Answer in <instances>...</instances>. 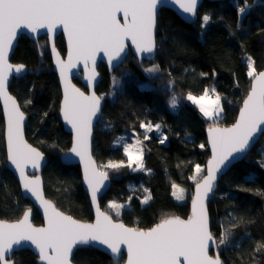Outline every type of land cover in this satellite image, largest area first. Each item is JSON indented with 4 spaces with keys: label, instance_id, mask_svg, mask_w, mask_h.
<instances>
[{
    "label": "trees",
    "instance_id": "16d2710c",
    "mask_svg": "<svg viewBox=\"0 0 264 264\" xmlns=\"http://www.w3.org/2000/svg\"><path fill=\"white\" fill-rule=\"evenodd\" d=\"M244 3L249 8L241 14L238 9ZM204 15L210 16L206 26H202ZM156 43L153 60L138 61L129 52L114 74L100 63L101 79L96 86L105 104L94 126L93 155L111 178L100 205L115 219L139 229L150 228L171 215L189 214L193 186L204 175L210 155L206 129L234 122L250 89L247 57L252 58L256 73L264 68V0H204L193 23L183 21L171 9L161 8ZM56 47L65 53L61 35L56 38ZM10 61L28 68L23 77L12 80L9 89L28 116L26 138L47 156L48 164L42 171L45 195L73 217L92 220L78 165H64L59 160L71 139L59 119L61 92L47 37L42 35L33 41L21 35ZM155 65L159 71H145ZM125 71L128 73L123 74ZM112 76L121 77L120 89L114 88ZM73 81L84 88L77 78ZM205 89L220 96L223 113L218 119L204 117L187 100L189 93L198 96ZM173 96L177 99L175 108L170 105ZM142 122H159L167 137L160 143L161 139L150 132L152 139L143 140L144 166L150 170L147 172L131 170L122 146L115 143L118 135L140 129ZM121 161L125 166L119 170L106 167L109 162ZM5 164L0 107V219L15 220L31 203L22 197L16 178ZM197 165L203 171L193 179ZM175 180L186 189L182 202L169 192ZM149 194L148 203H142ZM108 200L129 206L115 215L108 210ZM208 212L210 231L223 264H264V252L256 251L258 244H264V132L251 151L222 175L208 201ZM33 222L42 224L36 210ZM221 233L226 236L225 244H219ZM124 258L122 253L119 264ZM12 259L14 264H37L38 260L28 249L15 252ZM73 263L116 264V260L93 247H81L75 251Z\"/></svg>",
    "mask_w": 264,
    "mask_h": 264
},
{
    "label": "snow or ice",
    "instance_id": "6c2138e0",
    "mask_svg": "<svg viewBox=\"0 0 264 264\" xmlns=\"http://www.w3.org/2000/svg\"><path fill=\"white\" fill-rule=\"evenodd\" d=\"M165 2L166 0H0V99L4 101L7 118V159L19 171L24 189L41 201L47 220V227L34 228L29 222V209L16 223L0 221V264H9L13 245H20L25 241L35 245L40 259L47 264H70L74 246L87 245L93 241L106 245L116 264H119L122 244L127 245V264H180L181 257L185 264H223L219 254L215 257L209 255V242L215 243V238L209 231L205 200L213 192L217 174L226 166V162L235 158L234 154L245 152L258 131L264 132L261 128L264 125V72L256 73L251 57H247V75L252 78L253 83L237 122L229 128H209L212 159L208 163L203 182L196 185L192 213L187 220L178 216L168 217L155 227L143 231L125 227L122 223H114L97 206L95 224L81 223L64 215L51 202L44 200L39 177L29 179L25 174L26 165L39 167L42 154L24 141V113L7 91L9 75L13 71L20 73L24 69L23 65L14 66L8 62V52L17 36V30L23 27L36 32L38 28H47L52 33L58 26H62L67 33L68 62L65 64L59 61L60 74L65 80L62 112L64 119L75 130V143L71 151L84 162V178L95 203L98 191L109 178L107 172L96 168L89 152L92 119L100 112L103 97L97 96L95 92L85 95L79 89L71 87L66 78V69L74 67L81 60L86 66L91 61L93 69L88 77L91 84L95 79L94 66L98 53L103 52L108 63L112 65L125 51L127 39H131L137 53H152L156 46L153 30L157 7ZM198 2L199 0H171L183 13L193 17L197 14ZM246 8L245 3L238 11L243 13ZM118 13L123 14V24L117 19ZM209 20L210 16L204 15L202 26H206ZM145 71L157 72L159 66L155 65ZM113 82L115 83V78ZM212 92L215 93V88ZM187 100L196 105L208 119L215 120L223 111L220 96L216 95L214 100L211 99L208 89L199 97L189 93ZM170 105L173 108L177 106L175 96L171 98ZM140 127L151 132L153 128L159 131L161 126L142 122ZM147 138L145 135V139ZM165 139L167 137L161 139L160 143H164ZM123 147L128 159L127 166L131 168L135 164L134 171L145 170L142 148L136 147L134 152L132 145L125 144ZM124 166L123 161L109 162L106 165L114 170ZM202 171L197 165V175ZM173 188L177 190L172 195L177 200H182L184 190L178 189L175 184ZM150 199L149 194L142 203L146 204ZM119 207L121 205L116 203L109 204V208ZM225 242L226 236L221 233L219 244ZM49 249L54 255H48ZM256 251L264 252V244H258Z\"/></svg>",
    "mask_w": 264,
    "mask_h": 264
},
{
    "label": "water",
    "instance_id": "95a60500",
    "mask_svg": "<svg viewBox=\"0 0 264 264\" xmlns=\"http://www.w3.org/2000/svg\"><path fill=\"white\" fill-rule=\"evenodd\" d=\"M203 1L204 0H199L198 5H197V11H198V8H199L200 4ZM209 1H223V0H209ZM161 8L171 9L180 19H182L183 21H185L187 23H193L197 19V14L194 17L193 16H190L188 14H185V13H183V11L179 8V6L177 4L171 3V0H166V2L164 4L158 5V7H157L156 25H155V28L153 30V36H154V40H155V45L156 46H155V49H154V51L152 53H137L136 50H135V45L132 44L131 39H127L125 41V44H126L125 51L123 53H121V57L118 60L113 61V64L112 65H110L108 63L107 56H105V54L103 52H100V53L97 54L96 61H95V66H94L95 67V79L92 81L91 84L89 83V80H88V77H89V75L92 74V69H93V64H92L91 61H89L88 64H87V66H86L85 63H84V61L81 60V61L76 62V64H75L74 67H71V68L66 69V78H67V81H68L69 85L71 87H74L76 89H79L85 95H91L93 92H95V94L97 96H100L96 92V86L98 85V83H99V81L101 79V74H100V72L98 70V66H99L100 63H103L106 66L107 71L109 73H111L116 67H118L119 65H121V63L124 61V59L126 58V56H127V54L129 52H131L138 59V61H141L143 59L149 60V61L150 60H153L155 58L156 52H157V43H156L157 15H158V12H159V10ZM117 19L120 21L121 24L124 23V18H123V14L122 13H118L117 14ZM21 35H26L29 39H32L33 41H37V39L40 36H42V35H45L47 37V42H48L49 53H50V57H51V63H52L53 71L56 74V78H57V81H58V84H59V87H60V92H61V98H60V102H59V119L61 121L63 130L66 133H69L70 134V139H71V143H70L69 148L66 151H64V152H62L60 154L59 160L64 165H78L79 170H80V176H81V184H82V187H83L85 193L87 194L88 201H89V204H90L91 209H92V214H93L92 220L84 221V220L77 219V218L73 217L72 215H70V214L66 213L65 211L61 210L55 204V202L52 199L48 198L45 195V193H44V185H43V179H42V171L46 167V165L48 164L47 156L43 153V151L41 149H39L38 147L34 146L26 138L25 128H26V124H27V121H28V116L23 111V109L21 108V105H20L19 101L17 100V98L11 93V91L9 89V87H10L11 82H12L13 79L21 78V77H23L28 72V68H27L26 65L20 64V63H13V62L10 61V57L13 54L14 49H15V47L17 45V41H18V39H19V37ZM59 35L62 36V38L64 40V43H65V53L64 54H62L59 51V49L56 47V38ZM53 45L55 47V51H53ZM68 52H69L68 37H67V33L64 32L62 26H58L54 30V32H52V33H49L48 30H47V28H38L36 32H32L30 29H26V28H23L22 27V28H20V29L17 30V36H16L15 40H13L12 48L9 49V52H8V62L10 64L14 65V66L15 65H23L24 66V69L20 73H16L15 71H13L9 75V77H8V84H7V91H8V94L10 96H12L16 100L17 104L20 107V111H22L24 113V120H23V139H24V141L28 145H30L32 148H35L37 151H39L42 154V158H41V160L39 162V167H33L31 164H28V165L25 166V174L27 175V177L29 179H35L36 177H39V179H40V190L42 192V195H43V199L44 200H47V201L51 202V204L54 205L55 208L58 211L64 213V215L71 216L73 219H75V220H77V221H79L81 223L95 224L96 217H97L96 207L99 206L100 211L103 212V213H105L106 215L110 216L111 219H112V221L114 223H122V224L125 225V227H128V228H134V229H138V230L147 231V230L155 227V225L158 224V223H160V221L157 222V223H155L154 225H152L150 228H147V229H139L137 227H134V226H130L128 224H125L122 220L115 219L109 212L105 211L101 207V205H100V198L110 188L111 178L109 177V175H108V177H109L108 180L104 181L103 185L101 186L100 190L97 193L96 202L93 203V201L91 199V190L89 189L88 184H87V182L85 181V178H84V162L80 159L79 156H77L75 153H73L71 151V149L73 148V145L75 143V137H76L75 130L72 128V125L69 124L64 119L63 112H62L63 99H64L65 80L61 77V74H60L59 61H63L65 64H67V62H68ZM57 53L59 54V56H57ZM260 72H264V68L262 70L258 71L257 74H259ZM74 78H77L82 83V85L84 86V88H81L79 85H77L73 81ZM252 83H253V80L251 78V83H250V89H249V91L251 90ZM249 91H248V93H249ZM248 93L243 98V100L241 102V105H240V107H239V109L237 111L235 120H234V122L232 124H230L228 126H222V125H213V126L218 127V128H229V127H232L237 122V120L239 118L240 110L243 107V102L247 98ZM100 103H101L100 112L95 117H93V119H92L91 136L89 137V152L91 154L92 160L95 162L96 168L99 171H103L99 167V165H98V163L95 160L94 155H93L94 126L96 125L97 121L99 120V118L101 116V112H102V109H103L104 104H105L104 99H101V102ZM0 107H1L2 117H3V123H4V146H5V153H6V164L5 165H6L7 169L16 178V181H17L18 186L20 188V192L22 194V197L28 199L30 201V203H31V207L26 208L22 212L21 216L18 219H15V220H4V219H0V221H4L6 223H16L20 219L23 218V214H24L25 211L31 209V215L29 217V222L32 224V226L34 228H45V227H47V220H46V217H45V214H44V209H43V206L41 204V201L37 200L36 197L32 196V194L30 192H27V190L24 189L23 182H22V180L20 178L19 171L15 168L14 165H11L10 162L8 161V159H7V156H8V151H7V118H6V115H5L4 101H3V99H0ZM213 126H210V127H213ZM210 127H208L206 129V132H205V134H206V144H207V147L209 149L210 155L207 158V160L205 162V165H204V167H205L204 175L193 186L192 196H191V199L189 201V214L186 217H181V216H178V215H171V216H168V217L178 216L181 219L187 220L188 217L192 213V200H193V198H194V196L196 194V185H197V183H202L203 182V177L207 175L208 163L212 159V154H213L212 153V146H211L210 139H209V128ZM261 128L264 129V125H261ZM262 134H263V132L258 131L254 135L252 141H250L249 147L245 150V152L234 154L235 155V158H230V161L229 162H226V166L222 168V171L217 174V179L214 182V185L215 186H214L213 192L210 193L209 194V197L205 200V205H206V208H207L208 221H209V231H210V216H209V212H208V201L212 198V196H213V194H214V192H215V190H216V188L218 186V182H219L220 178L222 177V175H224L228 171V169L234 163H236V162L240 161L241 159H243L251 151V149L255 146V144L260 139V137H261ZM34 209L36 210L37 213H39L40 217L42 218V224H35L33 222V217H34V213H35V210ZM168 217H165V218H168ZM81 247H93L95 249H98V250L104 252L110 258L114 259L113 254L111 253V250L108 249L106 245H101V244H99V242L93 241V242H90L87 245L78 244V245L74 246L73 252H72V254L70 256V264H74L73 263L74 253H75V251L78 248H81ZM120 248H121V254L123 253L125 255L123 264H127V258H128L127 245L122 244V245H120ZM23 249H28V250L32 251L35 254V256L38 259L37 260V264H47L46 261H43V260L40 259L39 250L35 247V245H33V244H31V242H27V241L21 242L20 245H13V252L10 254L9 264H14L13 259H12L13 254L15 252L20 251V250H23ZM121 254H120V257H121ZM217 254H219V253H218V250H217V242H216V239H215V243H213L211 241L209 242V255L215 257ZM48 255H50V256L51 255H54V253L51 251V249L48 250ZM6 259H7V257H6ZM220 259H221V257H220ZM180 264H185V261H184L183 257L180 258Z\"/></svg>",
    "mask_w": 264,
    "mask_h": 264
},
{
    "label": "rangeland",
    "instance_id": "374dc122",
    "mask_svg": "<svg viewBox=\"0 0 264 264\" xmlns=\"http://www.w3.org/2000/svg\"><path fill=\"white\" fill-rule=\"evenodd\" d=\"M244 6H245V3H244V5H243V7H244ZM248 8H249V5L247 4L246 11H247ZM243 13H244V12H243ZM243 13H241V14H243ZM119 66H120V65H119ZM119 66H118V67H119ZM113 71H114V70H113ZM113 71L111 72L112 74H114ZM127 73H128V71H125L123 74H127ZM112 78H115V83L113 82V84H114V88L119 87V89H120V85H121V77H118V76H112ZM112 81H113V80H112ZM144 86H148V84L145 83ZM121 88H122V86H121ZM203 94H204V93H203ZM203 94H201V95H203ZM201 95H198L197 97H199V96H201ZM209 97H210L211 99H213V100L216 98L215 94H211V93L209 94ZM220 105H221V104H220ZM221 107H222V105H221ZM222 113H223V111L220 113V116L217 117L216 119L220 118V117L222 116ZM152 124H153V125L159 124V125L161 126V124H160L159 122H155V123H152ZM151 132H152V134H154L156 137H159L160 139H163V138H164V134H163V132L161 131V127H160L159 131H157L155 128H153V131H151ZM145 135L148 137L147 139H149V140L152 139L151 133H150V132H146L144 128H141V127H140V129H138V130L127 131V132H125V133H122V134L118 135V137H117L115 143H116L117 145H121V146H122L123 152H124V147H123V145H125V144L132 145V146H133V149H134V152H135V148H136V147H140V148H142V150H143V140L145 139ZM138 141L140 142L139 144H138ZM124 154H125V152H124ZM126 157H127V156H126ZM127 163H128V159H127ZM143 165H144V156H143ZM135 167H136L135 164H133L132 167H131L130 169L133 170ZM144 169H145V170H135V171H145V172H147V169L145 168V166H144ZM133 171H134V170H133ZM194 175H195V176H193V177H195V178L199 177V175H197V173H196V170H195ZM201 177H202V176H201ZM174 182H175V185L177 186L178 189H183V190H184V191H183V197H184V198H183L182 200H177V199L172 195L173 191H176V190H177V189H174L173 186L170 187L169 192H170V194L175 198L176 201H178V202H182V201L185 200V192H186V189H185L184 186H183L181 183H179L177 180H175ZM191 196H192V195H191ZM111 203H116V204H118V205H121V207H119V208H109V204H111ZM106 205H107V207H108V210H109L111 213L115 214V215H118L117 213H119L121 209H123V208L129 206L128 203L120 204V203L115 202L114 200H108V201L106 202Z\"/></svg>",
    "mask_w": 264,
    "mask_h": 264
}]
</instances>
